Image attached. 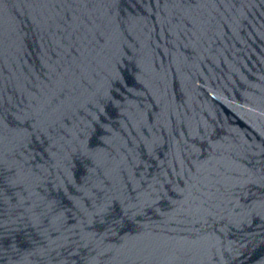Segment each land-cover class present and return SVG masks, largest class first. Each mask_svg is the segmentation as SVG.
<instances>
[{"label": "water", "instance_id": "water-1", "mask_svg": "<svg viewBox=\"0 0 264 264\" xmlns=\"http://www.w3.org/2000/svg\"><path fill=\"white\" fill-rule=\"evenodd\" d=\"M0 264H264V130L125 0H0Z\"/></svg>", "mask_w": 264, "mask_h": 264}]
</instances>
